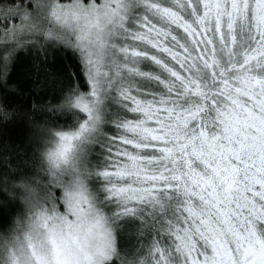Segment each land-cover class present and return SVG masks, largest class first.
<instances>
[{
  "label": "snow or ice",
  "instance_id": "6c2138e0",
  "mask_svg": "<svg viewBox=\"0 0 264 264\" xmlns=\"http://www.w3.org/2000/svg\"><path fill=\"white\" fill-rule=\"evenodd\" d=\"M0 264H264V0H0Z\"/></svg>",
  "mask_w": 264,
  "mask_h": 264
}]
</instances>
